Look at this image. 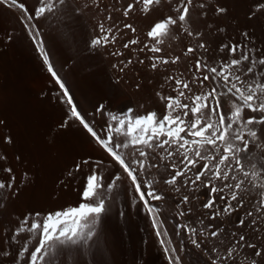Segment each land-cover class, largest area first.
I'll return each instance as SVG.
<instances>
[{
    "label": "rangeland",
    "instance_id": "rangeland-1",
    "mask_svg": "<svg viewBox=\"0 0 264 264\" xmlns=\"http://www.w3.org/2000/svg\"><path fill=\"white\" fill-rule=\"evenodd\" d=\"M205 1L193 0L194 5L190 7L187 22L183 24L178 22L177 25L170 26L167 35L159 38L161 41L164 39L160 43L148 37L147 33L153 23L163 17L171 15L175 18L178 15L175 8L180 0H171V2L160 0L159 4L154 3L151 6L152 12L147 13L142 12L143 3L137 4L136 0H64L65 3L62 4L59 0H45L46 3H53V10L32 21L39 32L36 43L43 42L54 70L65 84L81 117L102 138L112 136L114 142L127 143V148L122 147L118 150L127 160H131L132 154L135 153V159L144 161L143 169L138 165L134 167L141 182V190L145 192V199L148 200L146 206L139 199V193L135 191L130 178L119 164L112 160L78 120L69 118L70 106L63 95V90L48 71L36 43L28 35L22 21L25 13L18 4H25L31 13L34 6H40L37 0H18L17 5H11V0H0V183L5 185L4 188H0V264H30L29 253L38 246V241L43 234V228L31 229L33 224L48 225L67 221L59 226L71 228L73 224L70 218L57 217L56 214L68 212L85 203L98 204L101 200L104 202L105 210L99 215L92 214L80 221L78 235L72 238L76 240V243L67 237L46 243L44 249L46 255L43 260H38L37 264H151L149 252L139 251L137 245L126 237L129 223L128 210L117 206L110 214L104 215L121 190L128 191L139 201L148 218L151 234L149 233L150 239L146 249L151 250L153 245L157 244L166 263L170 264L169 257H173L172 251H175L176 247L171 243L172 238L158 210L159 205L154 204L166 195L155 187L157 184L155 179L147 173L152 168L160 169L165 161L161 159L173 156L169 155L170 152L181 153L185 149L172 143L161 148L159 144L167 139L162 135L149 140L152 144L151 148L143 144H132L133 137L141 135V128L151 129L152 127L146 122L138 126L136 121L152 112H156L158 117L166 114V101H163L161 96L178 95L175 91L177 85L175 80L171 79L172 77L189 83L190 90L180 86L185 93L183 97H180L182 103L192 106L191 98L194 95L216 87L217 94H220L221 107L225 111L227 107L222 103L220 90L223 85L222 78L217 76L219 83L214 82L212 76L215 74L208 72L203 65L217 67L219 71L218 64L223 63L224 58L226 61L230 57L227 49L221 51V46L250 40L255 31L252 21L256 19L259 12L256 11V3L253 0H219V2L213 0L212 6L215 7V11L219 6L226 8L227 11L225 13L214 11L215 16H211L210 21L204 24H201L203 15L199 13L195 20L200 24L198 27L196 22L192 23L189 19L193 16L194 10L200 9L197 7L201 4L204 7L200 10H205ZM216 2L219 3L217 7ZM129 3L136 4V7L125 16L124 9ZM221 3L224 5L222 6ZM165 4L170 9L169 12ZM164 9L168 12L167 15ZM254 11L255 15H252ZM145 19L148 20L145 21ZM101 24L104 26V32L100 30ZM125 24H131L136 31L132 32L125 28ZM185 28L188 29L187 32L184 31ZM189 32L192 35H189ZM245 32L248 33L247 38L243 36ZM104 35H109L110 40L115 37L114 42L96 46L92 44L94 39ZM9 36L11 40L8 39ZM130 40H137L138 43L129 44L125 48L124 45ZM201 43L206 46L204 49L199 48ZM152 46L159 47L161 51L151 52ZM188 48L196 50L188 52ZM152 57L159 58L155 61L157 64L155 69L151 67ZM176 57H179V60L172 63L171 61ZM194 57L196 60H201L202 70L199 72L195 70ZM162 60H168L169 63L165 64ZM184 62H186L185 65ZM105 66L111 70L113 83L118 84L121 87L119 91L126 94L129 99L130 106L126 111L120 109L125 95L111 100L104 88V86L108 88L104 79ZM204 75H208L210 79L204 81L202 85L200 78ZM129 89L130 93L127 92ZM146 92L151 96L148 97L153 102L150 105L152 108L148 104L150 101L146 99ZM153 106L156 107L153 108ZM183 111L176 109L173 115H182ZM244 115L245 118L249 115L259 117L257 113H249L247 109ZM186 119H194L190 111ZM120 120L124 121V127L120 132H116V129L120 127ZM211 120L216 121L217 117L212 116ZM65 123L66 126L62 127L61 125ZM172 126L175 127V125ZM130 127L135 131L129 132ZM77 129L87 136L88 143L85 144L87 148L96 147L100 150L101 156L96 154V157L92 152L87 153L86 146V149L81 148L82 145L77 140ZM150 134L149 131L145 138H149ZM243 134L246 139L247 132ZM181 135L184 134L181 133ZM204 147L207 149L212 146L199 147L201 153ZM159 149L164 151L159 152ZM140 151L146 152L147 156L141 157ZM220 154L215 155L217 161ZM187 155L191 159H197L193 152H188ZM181 159L183 163L180 160L181 163L178 162L177 165L170 167L173 174L175 170L186 169L187 160H184L182 156ZM86 160L88 163H84ZM98 161L103 162L97 163ZM206 162L197 159V167L177 177L175 184L186 178L185 185L190 191L191 189L193 191L200 188L207 189L209 196L204 202L210 195L218 202V193L210 194L207 186L211 183L218 188L212 180L205 176L201 181L192 183L197 171L202 170L199 166ZM9 169L11 171H8ZM93 174L99 178L98 182L102 186L96 190L94 199L89 201L85 200L82 193L87 177ZM117 175L120 176L119 180H116ZM172 176L165 177L162 183L166 186L175 185L166 183ZM148 191L154 192L160 199L147 196ZM178 193L180 200L184 196L189 197L187 202L184 200L179 202L181 206L190 201L188 193H182V189L178 190ZM149 207L152 209L151 212L148 210ZM222 209H215L210 215L211 218H222L225 214ZM216 211H221V215L214 218ZM187 212L188 210H185V213ZM185 213H179V220L186 216ZM185 226L179 223V227L185 229V233L190 235L191 229ZM201 235L202 238L206 236L204 233ZM161 240L164 241L163 244ZM25 248H28L29 252H25ZM166 248L169 251L166 252ZM213 262L216 261L213 260ZM171 264H175L174 258Z\"/></svg>",
    "mask_w": 264,
    "mask_h": 264
},
{
    "label": "snow or ice",
    "instance_id": "snow-or-ice-1",
    "mask_svg": "<svg viewBox=\"0 0 264 264\" xmlns=\"http://www.w3.org/2000/svg\"><path fill=\"white\" fill-rule=\"evenodd\" d=\"M62 4L64 0H59ZM140 2L143 3L144 8L142 9L143 12L147 13L151 11V6L155 4H159L160 0H136V3L139 4ZM171 2V0H169ZM18 0H11V5H17ZM37 4L40 6H34L31 13H29L28 8L23 3H19L18 6L25 13L22 18L24 22L25 29L28 31V35L31 37L34 43H36L37 38L39 36L38 30L35 29V26L32 24V21L36 17L44 16L46 12H51L53 10V3H46L45 0H37ZM193 5V0H180L179 5L176 6L175 12L178 14L175 18L171 15L163 17L158 22L153 23L150 30L148 31V37L157 41V43L162 42L159 38L167 35L170 26H175L179 23L183 24L187 22L190 7ZM136 4L129 3L124 9V15L127 16L130 12L133 11ZM201 8L204 7L203 4L200 5ZM217 13H225L227 11L224 7H217ZM256 11H264V2H259L256 5ZM255 15V11L252 13ZM111 19V17H109ZM101 32H104V26L101 24L100 26ZM125 28L130 29L132 32H135L136 29L131 24H125ZM185 32L188 31L187 28L184 29ZM222 31V29H221ZM192 35L191 32L188 33ZM245 38L248 37V33H243ZM11 40V36L8 37ZM115 37H112L110 40L109 35H104L92 41L94 46L107 44L109 42H114ZM137 40H130L128 43L124 45L125 48L129 46V44H137ZM36 47L39 50L41 57L43 58L44 63L47 65L48 71L51 75L56 79V83L59 87L63 90V95L66 97L67 104L70 106L71 116L70 119L78 120L79 123L83 126V128L91 135V137L106 151V153L112 158L113 161L119 164V166L123 169V171L127 174L130 178L132 185L135 188V191L139 193V199L144 202V204L148 205V200L145 199V192L141 190V182L138 179V173L136 171V167L134 165H138L141 169L144 168V161L135 159V153L132 154L133 158L131 160H127L123 154L119 153L118 150L120 148H127V143H120L114 142V138L112 136H107V138H102L97 131L94 130L92 126L89 125L77 111L76 106L73 104V100L71 95L69 94L65 84L62 82L61 78L57 75V72L54 70L52 63L49 60V55L45 51L43 42L40 41L36 43ZM147 47V45H146ZM206 46L201 43L199 48L204 49ZM245 45L241 43H234V44H224L221 46V51L224 49L228 50L230 57H235L239 52L240 55L238 58H232L230 60H226L221 65V71H217V67H208L206 64L203 65V68L206 69L208 72L215 74L212 77L213 80L215 78L221 77L222 84L226 88L227 94H230L232 97L235 98L232 109L231 115L229 116L222 107H221V99L220 94H217V88L211 87L210 91L204 92L202 94L194 95L192 99V106L188 103H182L180 97L185 95L184 91L180 89L182 85L183 89H189V83L176 79L172 77L171 79L175 80L177 88L175 91L178 93L177 96H161L163 101H166V114L158 117L156 112H152L146 117L137 120L136 125H141L143 123H147V125H151V129L148 127H143L140 129L141 135L135 136L132 139V144H143L147 147L151 148L152 144L149 142L150 139L162 135L166 136L167 139H164L159 146L163 148L164 145H168L169 143L177 144L179 148H184L185 151L180 153V155L187 160V167L183 170H175L174 174L171 179L167 180L166 183L168 184H175L177 182V177L185 175V172L191 170V168L197 167V159L201 161H207L200 165V169L198 170L197 174L195 175L194 180L192 183L195 184L197 181H201L206 174L211 173L209 180L217 179L222 181L229 180V174L234 170H240L244 179H241L236 184H224L223 187L217 188L211 183H208V188L210 194L215 193H223L225 188H227L230 192V197L227 196H220V200L225 202V207H223L222 212L226 214H231L232 212L236 211L238 208L243 207L244 196L242 193L246 192L247 189L242 187L245 184V180L251 178V180L255 181L257 178V173L255 172H248L244 170V165L242 164L241 160L238 158L237 153L241 151H248V143L249 141L244 139V134L241 131L242 127H247L249 125L260 124L264 125V83L261 82H254V86L249 84L247 87H244L246 81L242 79L241 74H236L231 71V69H237L239 72V66L242 62H248V66L244 71L248 74H251L255 77L256 73H254V67L256 65V61L250 58V55L244 51ZM195 48H188V52H194ZM151 52H159L161 49L156 46H152L150 48ZM152 64L151 67L155 69L157 67L156 60L159 59L157 57H152ZM179 60V57H176L175 60H172V63H176ZM131 61H129L130 63ZM163 63H169L168 60H162ZM143 63V61H141ZM259 64L264 66V58L259 59ZM195 70L197 72L202 70L201 60L197 59L195 64ZM227 73V74H226ZM201 84L203 85L204 81H208L210 77L208 75L202 76ZM239 85L238 86V83ZM230 85V86H229ZM190 90V89H189ZM159 95V93H158ZM235 101H239L236 103ZM176 109L184 110L182 115L177 114L173 115V112ZM245 109L248 110L249 113H259V117L255 115H249L245 118ZM189 111L192 113L194 119L188 120L186 117L188 116ZM207 113V114H206ZM216 116L217 120L212 121L211 117ZM116 119V117H113ZM120 127L116 129V132H120L121 129L124 127V121H119ZM237 125L235 131H230L232 129V125ZM172 125H175L173 127ZM62 127L66 126L65 124L61 125ZM135 131L133 128H129V132ZM149 138H145L146 135L149 134ZM181 133L184 135L182 136ZM247 135L251 138H257L258 132L253 129H249ZM191 137V139H189ZM232 139L236 141H240L244 147H235L234 144L231 142ZM10 143V138L8 139ZM223 146V154H220V147ZM190 145L197 146L196 148L189 147ZM205 145L212 146L217 154H220L219 160L210 167V162L216 160L215 155H207L202 154L199 150V147H203ZM193 152L194 156L197 159H191L188 157L187 153ZM207 152V149H206ZM139 155L141 157H146L147 153L144 151H140ZM169 155H174V153H169ZM103 161H98L97 163H102ZM84 163H88V161H84ZM183 163V161H182ZM235 164V169L232 165ZM224 166L221 168V166ZM79 167V165H77ZM8 171H11L9 169ZM120 176H116V180H119ZM232 180H236V176H231ZM99 178L96 175H89L87 177V183L85 189L83 190V197L85 200H93L96 196V190L101 187L102 185L99 184ZM261 188H264V183L259 185ZM5 185L0 183V188H4ZM149 187L151 184L149 183ZM240 193V194H238ZM147 196L152 197L153 199H160L158 195H156L152 191L147 192ZM189 199L188 196H184L183 200L187 202ZM232 201H235L236 204L234 205ZM216 205V200L211 195L209 199L203 204V207L206 209H213ZM260 206L264 208V200L260 201ZM105 210L103 200L99 201L98 204L93 203H85L81 204L78 208L70 209L68 212L57 213V217L63 216L70 218L72 220L73 227H63L61 228L59 224L66 223L67 221H59L57 224H48V225H41V224H33L31 229H40L43 228L42 238L38 241V246L35 247L29 253V260L30 264H37L38 260H43L44 256L46 255L44 249L45 245L48 242L53 241L54 239H59L61 237H67L68 239L72 240L73 243H76V240L72 239L78 235V228L80 227V221L85 219L87 216L95 214L99 215ZM149 212L152 209L149 207ZM221 215V211H216L214 214L215 216ZM248 216H252V212L247 213ZM245 220L241 218L239 220V225L241 227L245 226ZM251 224L255 225L256 221L253 219L250 221ZM153 224L155 225V219L153 220ZM31 229H29L31 231ZM58 232V236H57ZM157 235H160L159 230L157 231ZM213 236H216L217 233L213 232ZM91 236V233H89ZM245 236L243 234L239 235L238 239L236 240L237 244H240L245 241ZM63 243V241H61ZM163 244L164 241L161 240ZM197 247L199 244L195 239L192 241ZM248 247L255 248L254 244L247 245ZM25 252H29L28 248L24 249ZM165 251H169L167 248ZM227 251L226 256L223 257V260L226 262L230 259L235 251L234 248H230ZM7 255V253H5ZM23 255V253H21ZM256 256H260L261 252L256 251ZM170 264L173 260V257H169ZM252 264H256V261L253 260Z\"/></svg>",
    "mask_w": 264,
    "mask_h": 264
},
{
    "label": "bare ground",
    "instance_id": "bare-ground-1",
    "mask_svg": "<svg viewBox=\"0 0 264 264\" xmlns=\"http://www.w3.org/2000/svg\"><path fill=\"white\" fill-rule=\"evenodd\" d=\"M212 1L213 0H209V1L206 0L205 1L206 7H205V10H203V11L200 10L201 7H197V8H200L198 10L195 8L196 6H194V8L196 10L193 9L195 12L193 13V16L189 20L192 23L196 22L195 20H196L198 14L201 13L203 15V17H202L203 19L201 21V24H204V23H207L208 21H210L209 18L211 16H215V15H213V13L215 11L214 10L215 7L212 6ZM253 1L256 3V5L259 2H264V0H253ZM218 2H219V0H218ZM218 2H216V4H215L216 7L219 5ZM63 3H65V2H63ZM225 4H226V1H225ZM65 5H64V7H65ZM196 5H198V4H196ZM221 5L223 6L224 4L221 3ZM166 7H167V5H166ZM159 9H160V7H159ZM157 10H156V12H157ZM166 10L169 12L170 9L167 7ZM166 10L164 9V13H166V15H167L168 12H166ZM141 18H142V16H141ZM147 20L148 19H145V21H147ZM141 23L142 22H140V24ZM196 24H198V23L196 22ZM199 25L200 24H198V27H199ZM252 27H254V30H255L254 35L252 34L253 37H251L250 40H246V41L244 40L243 42H241V44L245 45L244 51L250 55V58L257 62L255 67H254V73H256V75H255V77H253L251 74H248L244 71V69H246V67L248 66V62H242V64L239 66V72L235 68L231 69L232 72L242 75V79H244L246 81V84L244 85V87H247L249 84H252L254 86V82L264 83V66H261L259 64V59L264 58V11L258 12L256 19H254L252 21ZM180 49H182V48H180ZM95 53H96V51H95ZM60 55H62V54H60ZM239 55H240V53L238 52L235 57H229L227 60H230L232 58H238ZM225 56H223V57H225ZM194 59H195V57H194ZM98 60H100V59H98ZM223 61H225V58ZM106 63H108V62H106ZM185 63L186 62H184V65H185ZM206 63H207V61H206ZM210 64H212V63H210ZM97 65H98V63H97ZM221 65H222V63L218 64L219 71H221ZM104 71H106V76L104 77V79L106 81V86L108 87V88H106L104 86L105 90H107V93L110 96L111 100L113 98H120V97L125 95V99L123 100V98H122L123 101H121L122 103L120 105V109H121V111H126V109L130 106L129 105V99H127L128 97L126 96V94H123V93H121V91H119V89L121 87H119L118 84L116 85L113 83L114 79H112V77H111L112 76L111 72H110L111 70L109 68L107 69V67L105 66ZM218 81H219L218 77H216L214 82H218ZM115 83H117V82H115ZM237 83H238V86H240L239 82H237ZM126 86L127 85H125V87ZM218 86H219V84H218ZM222 86L220 89L221 95H222V101H223L222 103L225 105V107H227L225 112L227 111L228 115L230 116L231 115L230 109H232V105H233L235 98L232 97L230 94H227L226 88L224 86L222 88ZM127 92L130 93V89ZM146 94H147L146 99L148 101H150L149 97H151V96H149L147 92H146ZM138 99H139V97H138ZM140 99H141V97H140ZM156 99H157V97H156ZM151 101L148 103L149 106L152 105V103H153ZM153 101H155V100H153ZM235 102L239 103V101H235ZM156 103H154V104L156 105ZM154 107H156V106H153V108ZM151 110H153V109H151ZM257 115L259 116V113H257ZM236 128H237V125L234 124V125H232V129L230 131L234 132ZM249 129L256 130L258 132V136H257V138H251L247 135V138L245 140L249 141L248 151H246V152L241 151V152L237 153V156L241 160L242 164L244 165V170H247L250 173L255 172L258 175H257V178L255 181L251 180V178H248L247 180H245V184L242 185V187L247 189L246 192L242 193V195L244 196L243 207L238 208L236 211L232 212L231 214L225 213L222 216V218L213 219V218H211L210 215L215 211V209H221V208L226 206L225 202L220 200V196L223 195V196L230 197V192L227 188H225V191L223 193H218V202L216 201L217 203L214 206V208L213 209H206L203 207V204L205 203L204 200L206 198H208V196H209L207 189L200 188V189H198V190L196 189L194 191L191 189V191H190L189 187L185 185L186 184V178L182 179L181 181H179L177 184H175L173 186H166L162 183V182H164L163 180L165 179V177H168V175H173V172L170 170V167H172V165H175V164L177 165L178 162L181 163L180 160H182V159H181L180 152H175L172 157H166V159H161V161H163V160H165V161L163 162V165H161L160 169L156 170V169H153L151 167L152 168L151 171L147 173L150 177H153L155 179V181L157 183V184H155V187L160 189V191L166 195V197L162 198L161 201H155L154 204L159 205L158 210H159L160 214L162 215V218L164 219V223H165V226L167 228V231H169L170 237L172 238L171 243L174 244L176 247V249L174 248L175 251H172V255H173V258L175 260V264H252L253 260L256 261V264H264V208H262L260 206V201L264 200V188H261L259 186L260 184L264 183V125H260V124L249 125L247 127H242L241 131L242 132H245V131L248 132ZM76 133L78 136V138H77V140L79 141L78 143L80 145H82L81 148L86 149L88 147L87 145H85L88 143L87 136L84 134L83 131H80V130L78 131V129H77ZM231 142L234 144L235 147H240V148L244 147V145L240 141H236V140L232 139ZM85 146H86V148H85ZM218 146L220 147V152H223V146L219 145V144H218ZM205 149L202 152V154L216 155V152L212 147L207 148V152ZM160 150L161 149H159V152H160ZM85 151L87 153L92 152L93 154H95V156H96V154H97V156H99V154L101 156L100 150H98L96 147L93 149L87 148V150H85ZM216 162H217V159H216V161H212L210 163L211 164L210 167H212ZM223 167L224 166L222 165L221 168H223ZM235 167L236 166L234 164L233 168L235 169ZM232 175L236 176V180L231 179ZM210 176H211V173L206 174V177L208 179ZM241 179H244L242 172L240 170H234L229 174V180H227V181H222V180H217V179H211V180L215 184L218 185V188H220V187H223L224 184L234 185L237 182H239ZM181 189H182V193L184 192V193H188L190 195V201L187 204L185 203L182 206L180 205L181 203H179V202L183 200L182 196L184 194L181 196L182 200H180V197L178 196L179 195L178 190H181ZM238 194H240V193H238ZM232 203L234 205L236 204L235 201H232ZM117 206L120 208L128 210V214H129L128 222L129 223H128V227H127V231H126L127 239L129 241H132L133 243H135L137 245L139 251L145 250V251L149 252L148 255H149V261L151 264H167L164 257H163V254L161 252V249L157 244H154L153 248L151 250L146 249L147 242L150 239L149 238V236H150L149 235L150 224H149L148 218L145 214V211L142 208V206L140 205L139 201L132 194H130L128 191L121 190V191H119L116 198L114 199V203L111 206L112 208L111 207L108 208V210L105 211L104 215L110 214L114 208H117ZM132 207H133V209H132ZM185 210H188V212L185 213ZM181 212H184L186 214V216L184 215L185 217L182 220H179V217H180L179 213H181ZM248 212H252L253 215L248 216L247 215ZM241 218H243L246 222L245 226H243V227H241L239 225V220ZM253 219L256 221L255 225L250 223V221ZM179 223L182 225L185 224L187 227H189L191 229L190 230L191 234L187 235L184 231L185 229L183 230L179 227ZM213 232H216L217 235L213 236L212 235ZM201 233H204L206 235L205 238H202ZM241 234H243L246 239L244 242L237 244L236 240L238 239L239 235H241ZM193 239H195L197 241V243L199 244V247H197L195 244L192 243ZM249 244H254L256 247L255 248L248 247L247 245H249ZM151 245H152V242H151ZM151 245H150V247H151ZM230 248H234L235 251L233 252L232 257L225 262L223 260V257L226 256V254H227L226 250H228ZM256 251H260L261 255L256 256L255 255ZM213 260H215L216 262L214 263Z\"/></svg>",
    "mask_w": 264,
    "mask_h": 264
}]
</instances>
